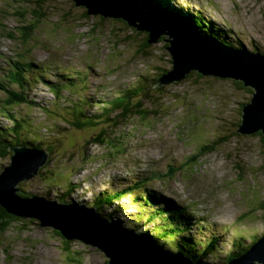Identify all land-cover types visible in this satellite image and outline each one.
Listing matches in <instances>:
<instances>
[{
	"label": "rangeland",
	"instance_id": "1",
	"mask_svg": "<svg viewBox=\"0 0 264 264\" xmlns=\"http://www.w3.org/2000/svg\"><path fill=\"white\" fill-rule=\"evenodd\" d=\"M21 2L0 0V79L19 91L15 79L6 77L14 67L13 61L38 66L30 76L27 93L39 105L21 104L12 111L30 123L24 137L30 136L29 132L48 137L46 143L54 145L60 158L52 161L44 176L37 174L21 181L20 190L45 194L43 177L55 179L50 195H41L55 201L61 189L57 183L70 175L77 184L71 197L87 205L105 190H122L147 177L148 185L156 191L157 203L163 200L158 195L161 194L189 207L191 234L205 238L213 232L220 237V256L209 254L203 258L205 264L221 263V257L239 247L242 238L249 244L246 235L264 234V142L255 134L232 130L241 120V103L248 102L252 94L236 87L233 78L211 75L196 85V80L187 77L166 84L163 92L152 93L149 98L155 101L146 100V105L157 113L131 115L105 136L117 138V147L114 145L110 151L107 143L87 145L101 125L79 129L67 124L72 108L81 102L79 97H90L96 104L99 99L120 94V89L138 83L144 76L171 68L166 41L158 38L151 43L146 56L140 50L150 33L129 27L125 21L103 16L105 21L94 26L100 15L85 17L86 8L75 6L73 0H51L42 9L37 6L44 17L36 21L31 13L34 5L27 8L29 4ZM171 4L200 13L208 25L223 30L220 33L236 45L264 50V0H172ZM27 30L33 33L30 38L23 36ZM58 75L81 77L87 84L82 82L76 88L77 82L72 86L75 91L63 92L67 101L58 102L48 86V81H60ZM5 98L0 89V99ZM95 104L91 111L98 110L100 105ZM3 115L0 112V127L11 125ZM205 146L207 153L202 152ZM1 149L0 173L10 164L13 154L9 148L2 149L4 152ZM184 163L187 167H182ZM54 164L62 169H55ZM171 170L176 172L173 176ZM106 208V212L110 211L109 206ZM111 209L113 221L125 227L121 220L128 221L135 211L130 193ZM20 219L6 230L0 228V264H73L71 254L64 251L62 239L51 227L31 217ZM132 229L153 238L146 228L141 232ZM72 249L83 251L81 264H108L105 251L97 245L75 238Z\"/></svg>",
	"mask_w": 264,
	"mask_h": 264
},
{
	"label": "water",
	"instance_id": "2",
	"mask_svg": "<svg viewBox=\"0 0 264 264\" xmlns=\"http://www.w3.org/2000/svg\"><path fill=\"white\" fill-rule=\"evenodd\" d=\"M88 9V16L121 18L138 30L150 33L149 42L166 36L173 67L155 83L160 87L180 82L192 71L203 75L233 78L253 89L244 106L238 131L264 135V53L225 44L169 13L150 8L138 0H74ZM9 165L0 173V205L10 214L33 217L42 226L53 227L67 239H82L105 251L108 264H197L183 253L166 250L147 234H137L116 221L99 215L94 207L48 200L45 196L22 197L18 185L37 175L50 152L36 146L15 145ZM228 264H264V234L241 256Z\"/></svg>",
	"mask_w": 264,
	"mask_h": 264
},
{
	"label": "trees",
	"instance_id": "3",
	"mask_svg": "<svg viewBox=\"0 0 264 264\" xmlns=\"http://www.w3.org/2000/svg\"><path fill=\"white\" fill-rule=\"evenodd\" d=\"M50 1L51 0H35V3L33 4L31 1L22 0L21 4H25V5L29 4L28 6L26 5L27 8L34 5V8L33 10H31V13L33 14L32 15L33 17H36L35 20L39 21L43 19L44 15H43V11L37 9V6L42 9V7L50 4ZM138 1L142 2L143 4H145L150 8L161 9L169 13L170 15L174 16L176 19L181 20L188 25L194 26L199 31L217 37L220 41L224 42L227 45L243 47L242 44L236 45L233 42H231V40H229L228 37L223 36L220 33L223 30H220L218 28L213 29L212 26L208 25L203 15H201L200 13L198 12L190 13L185 9H180V7L171 4L172 0H138ZM28 13L29 11H27V14ZM84 15L85 17H87L88 15L87 9L86 12H84ZM104 18L103 16L101 17V15L98 16L99 21L94 26H99L101 23H103L105 21ZM117 20L125 21L121 18L120 19L118 18ZM126 23L128 24L129 27H133L129 25L128 22ZM32 34L33 33L27 30L23 33V36L24 37L28 36L30 38ZM227 34L230 35L229 33ZM165 37L166 36L162 35L159 41L165 40ZM149 39L150 36L147 35L140 50V52L146 56H148V48L151 46V42H149ZM167 46L168 43L166 42L165 48H167ZM253 50L261 51L264 53V50H262L260 47L257 46ZM28 62L29 61L17 60L14 63L13 61L14 67L13 69H10L8 71V74L6 75V77L10 81L13 80L12 78L15 79V81L19 85L20 88L19 91L13 89L10 84L5 82L6 80L0 79V89L4 90L6 94L5 99H0V102H2V104L0 103V112H3L4 114L3 116H6V118H9L12 122L11 125L5 124L4 126L0 127V149L2 148L4 149V151H7L8 148H10V146L13 145H30L48 150L50 152L48 163L44 167H42L38 173L39 175L40 174L43 175V173L49 172L48 168L50 167L52 161L54 160L59 161L58 158H60V154H57V152L54 151L55 148L53 144L46 143L47 140L45 138H48L46 136L44 137L43 135H40L37 132H29L28 135L30 136H28L27 138L24 137V135L26 136V132L28 131L27 125L30 123L27 122L24 118L15 116L12 111V108L14 106L21 104H26L29 107L39 105L37 101H35L34 99H30L27 93L28 91L27 87H30V83H29V81H31L30 76L36 73V69L38 68V66L35 65L33 62H29V63ZM171 68L169 69L162 68V70L159 73H156L154 75L151 73L149 76L142 77L138 83H133L128 85L125 89L122 90L120 89L119 91L120 94L117 93L115 96L99 99L98 103H96L100 105L98 106L97 111H91L94 106L93 104L95 103L91 100L90 97L80 96L79 100H81V102L77 103L76 107L72 104L74 107L72 108V112H70L71 119L68 120L69 122H67V124L72 127L75 126L79 129H84L89 126L101 125L96 130V133L87 140L88 141L87 145H90L92 143L95 144L107 143L109 144L107 145L108 149L111 151L112 149H114V145L115 147H117V141H116L117 138L114 139L113 137L110 136H107L105 138V136L112 129H115L116 126L122 124L131 115L135 116L138 114L145 115V114L157 113L156 110L155 111L151 110L146 105V100L150 101V103L152 101H155L149 98L152 95V93L158 94L165 90L164 88L165 85L160 87H155V83L164 73H166ZM36 76H38V78L41 79L39 75ZM58 76L61 78L59 82L48 81V83H50L48 86L58 102H60L61 100L67 101V98H64V93H63L65 90L72 92L76 90L77 86L79 88L82 82L83 85L87 84L85 80L84 81L82 80L83 78L80 79L81 77L74 79L73 77L68 75L66 76L58 75ZM188 77H191L193 78V80H196L197 81L196 85H199L201 80L208 78L206 75H203L197 71H192L188 75ZM38 78H35V80H37ZM77 82L78 85L75 86L74 84H76ZM234 83L236 87H239L242 90H246L250 94L253 93V89L251 87L244 86V84L241 81L235 80ZM72 86H75L76 88H73ZM251 97L248 100V102L251 100ZM248 102L246 101L241 103V106L239 108V113L241 114V120L235 123V127L232 128V130L235 131L236 133H240L238 129L242 123L243 108ZM33 131L35 130L33 129ZM255 135L260 136L264 142V135L261 132H257L255 133ZM217 139L222 141L220 137H218ZM206 148H207L206 146L202 148L203 153H207V151L205 152ZM208 148H213V145L209 146ZM2 149L1 151H3ZM67 158L68 157H66V159ZM88 158H93V157H88ZM72 164L75 163L72 162ZM185 165L186 164L184 163L182 167H184ZM53 167L58 170L62 169V168H56V164H54ZM71 167L72 165H70V168ZM65 171L68 172V170ZM170 173L171 176H173L176 172H173V170H171ZM42 175L40 177L44 176ZM43 180L46 181L45 183L47 185L45 187V189L47 188V192L45 194L27 193L24 190H20L18 194L21 195L22 197H29L34 195L46 196V194L50 195L51 192L50 188H52V182L55 181V179L47 180L45 177H43ZM62 185L64 186L62 187ZM56 186H59V188L61 189L57 191V194L54 196L55 199H58L59 202L71 203L74 201V199L71 197V194L72 192L75 191L74 188L77 186V184L73 183V181L70 178V175L68 179H66L65 181L58 182ZM24 192L26 194H24ZM129 193H130V200L135 208V211L130 214L131 219H129L128 221L121 220V222L124 223L126 226L130 228H135L138 232H141L142 229L146 228L147 232L156 240L158 245L172 252L183 253L184 255L193 258L197 264H205L203 262V258L206 259V257L209 254L211 255L213 254L216 257L220 256V252L217 250L220 245L219 243L220 237L216 236L213 232H211L205 238L202 236L196 238L194 234H191L193 225L190 217L187 216V210L189 207L186 205H182L175 199L171 200L170 198H167L166 196L161 194L158 195H160V197L163 198V200L157 203L154 200V198H156L155 196L156 191L152 190L151 187L148 185L147 177L141 178L139 181H136L135 184L130 185L129 187L127 186L122 190L116 189L114 191L109 190L108 192L105 190L97 194L94 197L93 201L88 203V205L90 207L95 206L97 209H99L100 212H102L105 218H107L110 221H113L115 218L114 216L115 214L112 211V209L106 212L105 211L107 210L106 207L107 206H109V208L112 207V205L119 202V200L123 196L129 195ZM28 194L30 195L28 196ZM20 220H21L20 216L8 213L6 209L0 205V228L6 230L13 222ZM31 221L35 222L34 220ZM36 222L41 225L38 219H36ZM51 230L57 237H60L62 239L63 241L62 243L64 244V251L71 254L69 259L72 261V263L81 264L82 260L80 258L83 254V251L73 250L72 249L73 240L67 239L60 233L59 230L53 227H51ZM261 236L255 234L246 235L245 238L250 239L249 244H246L242 238L240 240L241 243H239V247H235L236 246L235 244L234 249L232 250L229 249L227 251L226 257H221L222 259L221 263H213V264H228L230 260L239 257L243 253H245Z\"/></svg>",
	"mask_w": 264,
	"mask_h": 264
},
{
	"label": "clouds",
	"instance_id": "4",
	"mask_svg": "<svg viewBox=\"0 0 264 264\" xmlns=\"http://www.w3.org/2000/svg\"><path fill=\"white\" fill-rule=\"evenodd\" d=\"M135 184V183H134ZM92 201H93V199H92ZM73 202H76V203H79V202H77V201H73ZM73 202H71V203H73ZM69 203V202H68ZM81 204H83L82 202H81ZM87 207H89V208H91L88 204L86 205ZM96 210H97V208L95 207V206H93ZM110 209H111V207H110ZM133 209H135L134 208V206H133ZM110 221V220H109ZM125 227H128V226H125ZM128 228H130V227H128ZM130 229H132V228H130ZM136 232V231H135ZM108 261V260H107Z\"/></svg>",
	"mask_w": 264,
	"mask_h": 264
},
{
	"label": "bare ground",
	"instance_id": "5",
	"mask_svg": "<svg viewBox=\"0 0 264 264\" xmlns=\"http://www.w3.org/2000/svg\"><path fill=\"white\" fill-rule=\"evenodd\" d=\"M86 9H88L87 7H85ZM87 13H88V10H87ZM99 15H101V14H99ZM172 57V56H171ZM2 104V103H1ZM59 185V184H58Z\"/></svg>",
	"mask_w": 264,
	"mask_h": 264
}]
</instances>
